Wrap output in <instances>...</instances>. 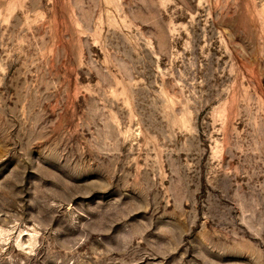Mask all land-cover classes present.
Segmentation results:
<instances>
[{
    "label": "rangeland",
    "instance_id": "obj_1",
    "mask_svg": "<svg viewBox=\"0 0 264 264\" xmlns=\"http://www.w3.org/2000/svg\"><path fill=\"white\" fill-rule=\"evenodd\" d=\"M0 264H264V0H0Z\"/></svg>",
    "mask_w": 264,
    "mask_h": 264
}]
</instances>
